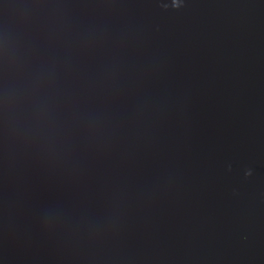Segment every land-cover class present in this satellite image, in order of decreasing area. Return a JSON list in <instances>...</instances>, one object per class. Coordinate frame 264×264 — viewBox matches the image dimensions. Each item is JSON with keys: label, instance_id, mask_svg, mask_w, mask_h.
Masks as SVG:
<instances>
[{"label": "water", "instance_id": "1", "mask_svg": "<svg viewBox=\"0 0 264 264\" xmlns=\"http://www.w3.org/2000/svg\"><path fill=\"white\" fill-rule=\"evenodd\" d=\"M0 264H264V0H0Z\"/></svg>", "mask_w": 264, "mask_h": 264}]
</instances>
